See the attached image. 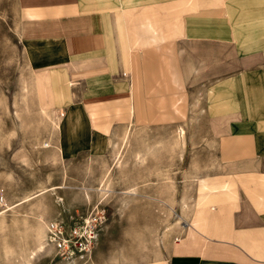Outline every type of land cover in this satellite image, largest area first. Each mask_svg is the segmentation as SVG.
I'll use <instances>...</instances> for the list:
<instances>
[{"label":"crops","instance_id":"1","mask_svg":"<svg viewBox=\"0 0 264 264\" xmlns=\"http://www.w3.org/2000/svg\"><path fill=\"white\" fill-rule=\"evenodd\" d=\"M17 19L62 158L103 155L124 128L182 126L212 150L176 235L113 264H264V0H17Z\"/></svg>","mask_w":264,"mask_h":264},{"label":"rangeland","instance_id":"2","mask_svg":"<svg viewBox=\"0 0 264 264\" xmlns=\"http://www.w3.org/2000/svg\"><path fill=\"white\" fill-rule=\"evenodd\" d=\"M17 24V0H0V210L27 196L34 201L44 188L54 187L56 194L40 204H24L0 222V264H64L67 258L81 257L82 248L86 252L75 264L95 263V251L103 258L98 264H113L118 252L135 256L160 250L176 235L173 231L163 238L164 228H173L183 202H191L189 176L208 166V140L186 135L179 149L172 142L161 143L173 127L124 128L130 135L144 133L151 150L144 154L136 141L124 146L122 131L103 155L62 158L53 130L59 113L54 106L44 114L41 110L37 75L27 62ZM201 141L205 144L199 147ZM45 142L53 149L44 150ZM104 189L109 192L103 194ZM130 190L137 195L128 196ZM38 216L54 219L58 235L52 248L41 251L35 249ZM73 231L79 232L77 237Z\"/></svg>","mask_w":264,"mask_h":264},{"label":"bare ground","instance_id":"3","mask_svg":"<svg viewBox=\"0 0 264 264\" xmlns=\"http://www.w3.org/2000/svg\"><path fill=\"white\" fill-rule=\"evenodd\" d=\"M43 114L46 113V110L44 108L41 109ZM47 115V114H46ZM54 121V120H53ZM41 123V122H40ZM55 129H53L54 131H57L60 126L58 124V122H54L53 123ZM185 129L182 127V126H178L177 128H175V130L169 132V134L172 136V135H175L176 138L179 140V141H183L184 140V137H185ZM129 133L128 132H124L123 133V138H122V142H123V145L126 146L128 145V141H129ZM37 136V135H36ZM134 136V135H132ZM34 138V137H33ZM174 145V144H173ZM42 148L44 150H48L50 148L53 149L52 147V144L50 143H42ZM146 149L147 151L150 150V147L147 145L146 146ZM57 151H59V149L56 148ZM195 180V178H194ZM55 190L56 188L52 187V188H44L42 189L40 192H39V195L35 197L36 200L33 201V198H30V197H25L22 201L20 202H15L13 204H11L10 206H7L6 207V210H0V222L4 220V218H6V216H8L9 213H15L17 210H19L18 208L21 207L22 205L24 204H36L37 202L40 204L41 201L47 196V195H55ZM109 191L104 189L103 190V194H107ZM132 195V194H131ZM39 206V205H38ZM189 208H190V205H184L183 206V210L181 212V217L177 218L175 220L177 226H181L182 223L184 222V220L188 217V214H189ZM34 214V213H33ZM43 216V215H42ZM14 218V217H13ZM39 218V223L38 226H37V230H36V241H35V249L37 251H41V250H44L45 248L47 249H50L52 248L51 246V243L52 242H55V239L58 238V235L55 234V230H54V226H55V223H52L50 224V221H54V219H51V220H43L42 217L38 216ZM17 221V220H16ZM36 227V226H35ZM165 231V230H164ZM177 232V231H176ZM5 240V239H4ZM51 242V243H50ZM5 243V242H4ZM8 247H4V249H6ZM4 251V250H3ZM13 251V250H12ZM5 252V251H4ZM81 254H83V249L80 251ZM7 253L8 255V249H7ZM4 253L5 256H7L6 254ZM15 254V253H14ZM73 253H70V255H72ZM13 255V253L11 254ZM22 255V253H21ZM24 255V254H23ZM4 256V257H5ZM10 256V255H8ZM8 256L6 257V260H8ZM31 257L34 256V251L31 252ZM22 257V256H21ZM68 264V263H67Z\"/></svg>","mask_w":264,"mask_h":264},{"label":"built area","instance_id":"4","mask_svg":"<svg viewBox=\"0 0 264 264\" xmlns=\"http://www.w3.org/2000/svg\"><path fill=\"white\" fill-rule=\"evenodd\" d=\"M56 227H57V225L55 224V226H54V230H55V232H57V231H56ZM78 234H79V232H77V231L74 232V231H73V235H74L75 237H77ZM88 239L93 240V237L90 236ZM63 241H64L65 244H67V241H65V240H63ZM76 247H77V246H76ZM77 248H78V247H77ZM82 249H83V252H86V248H82ZM78 251L80 252L81 250H78ZM71 252H73V250H71L70 253H71Z\"/></svg>","mask_w":264,"mask_h":264}]
</instances>
